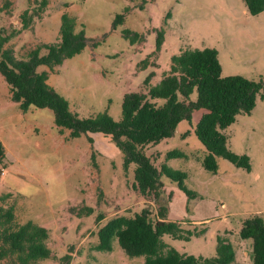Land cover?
Instances as JSON below:
<instances>
[{
    "label": "rangeland",
    "instance_id": "rangeland-1",
    "mask_svg": "<svg viewBox=\"0 0 264 264\" xmlns=\"http://www.w3.org/2000/svg\"><path fill=\"white\" fill-rule=\"evenodd\" d=\"M3 6L0 28L19 30L27 0H0ZM32 8L38 10L37 3ZM31 14L29 28L8 44L17 58H25L38 45L57 43L63 14L84 32L85 49L49 72L47 80L80 118L106 111L119 121L123 95L144 92L148 75L150 84L157 85L181 50L215 49L222 77L242 76L264 84V12L251 16L242 0H49L39 15ZM119 14L123 23L113 30ZM123 29L142 38L131 44L122 37ZM157 32L163 39L158 52ZM1 85L5 83L0 76ZM198 113L192 114L190 124L181 122L173 137L144 149L156 166L166 161L168 152H181L182 158L166 163L186 173L185 185L197 197L188 199L175 182L162 177V193L154 202L131 189L135 166L125 172L123 155L110 137L87 134L67 140L68 131L59 133L49 110L31 107L22 113L7 88L5 98L0 96V142L8 161L0 173V196H9L3 204L14 206L18 223L31 221L49 231L52 257L36 264H58L66 253L69 264H144V257L126 256L116 240L110 252L96 251L95 233L112 217L132 215L143 206L157 210L159 205L166 208L169 221L205 229L189 242L164 237L168 248L211 258L217 238H226L236 262L251 264L250 241L240 239L239 229L249 214L264 221V100L257 98L251 114L237 116L225 130L229 149L249 157L250 172L221 158L216 174L201 167L205 149L194 134ZM83 207L94 213L79 217ZM97 214L104 216L99 223Z\"/></svg>",
    "mask_w": 264,
    "mask_h": 264
},
{
    "label": "trees",
    "instance_id": "trees-1",
    "mask_svg": "<svg viewBox=\"0 0 264 264\" xmlns=\"http://www.w3.org/2000/svg\"><path fill=\"white\" fill-rule=\"evenodd\" d=\"M251 16L264 12V0H242ZM33 2L38 10L31 9ZM49 0H27L28 7L20 16L21 28L10 30L0 28V76L22 113L31 107L49 110L59 133L68 131L67 140L79 139L82 135L101 134L114 142L123 155L125 172L134 165L131 189L144 200L158 201L162 193L161 178L177 184L188 199L197 194L190 191L185 172L175 170L166 161L182 158L178 151H170L166 161L155 165L154 160L144 154L146 147H155L160 141L173 137L177 126L185 121L191 123L194 112L205 111L194 127L196 138L205 152L201 167L212 174L218 171L217 159L221 158L236 168L250 172L251 162L246 154H236L228 147L225 130L239 115H250L257 98L264 100L262 80L254 81L242 76H221V65L215 49L181 50L172 57L168 72L157 85L150 84V75L144 79V92L125 93L121 101V117L115 121L106 112L88 118H80L69 108L68 101L47 84L49 72L79 55L87 46L83 30H77L76 20L61 16L58 41L55 44H41L30 50L25 58H17L9 42L20 32L27 30L32 14L39 15ZM5 7H7L5 5ZM4 6L0 12L4 11ZM33 10V12H31ZM124 15L114 17L112 29L123 23ZM131 44L142 38L127 29L121 31ZM162 34L157 32L155 50L162 46ZM45 68L38 71L39 68ZM195 94V99L192 95ZM94 160V153L92 154ZM5 149L0 142V173L7 167ZM9 196H0V262L11 264H36L50 259L48 247L49 231L31 221L18 223L15 208L4 205ZM93 208L83 207L77 215L91 216ZM104 216L97 214L99 223ZM205 229L184 228L178 222L168 221L164 206L153 210L143 206L132 215H117L97 227L96 251L110 252L113 241L126 256L144 257V264H238L235 249L226 238H217L214 257L202 258L185 255L168 248L163 238L189 242ZM239 237L250 241L251 264H264V221L255 214H249L240 222ZM71 256L66 253L58 264H69Z\"/></svg>",
    "mask_w": 264,
    "mask_h": 264
},
{
    "label": "crops",
    "instance_id": "crops-1",
    "mask_svg": "<svg viewBox=\"0 0 264 264\" xmlns=\"http://www.w3.org/2000/svg\"><path fill=\"white\" fill-rule=\"evenodd\" d=\"M217 51V50H216ZM217 53H218V51H217ZM221 65V64H220ZM221 68H222V66H221ZM6 85V84H5ZM2 86L1 85V87H0V96H2L3 98H5V94H6V91H7V86ZM197 112H199L198 114H199V118H198V120L205 114V111H203V110H199V111H197ZM195 113V112H194ZM168 220V219H167ZM169 221V220H168Z\"/></svg>",
    "mask_w": 264,
    "mask_h": 264
}]
</instances>
